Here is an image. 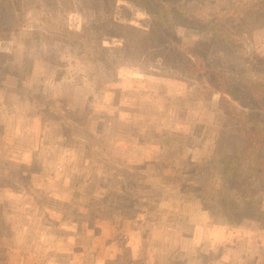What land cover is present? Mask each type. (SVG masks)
Segmentation results:
<instances>
[{
    "label": "rangeland",
    "instance_id": "1",
    "mask_svg": "<svg viewBox=\"0 0 264 264\" xmlns=\"http://www.w3.org/2000/svg\"><path fill=\"white\" fill-rule=\"evenodd\" d=\"M132 1L0 9V264H264V174L237 157L241 124L182 64L143 59L136 29L111 26L154 20ZM184 8L242 23L254 11L238 48L168 27L203 44L176 61L208 49L207 64L251 78L264 0Z\"/></svg>",
    "mask_w": 264,
    "mask_h": 264
},
{
    "label": "trees",
    "instance_id": "2",
    "mask_svg": "<svg viewBox=\"0 0 264 264\" xmlns=\"http://www.w3.org/2000/svg\"><path fill=\"white\" fill-rule=\"evenodd\" d=\"M13 1L17 0H0V9L9 7ZM72 2V0H69ZM132 1V0H130ZM192 0H136L135 4L140 5L148 13L154 14V20L150 21L146 27H137L132 24H118L113 22L111 26H120V28L136 29L140 33L141 44L135 48L136 52L141 53V57L146 60L162 61L167 63L182 64L181 68L186 72L187 76H193L198 79L199 84L204 89V92L212 98L214 94H219L221 106L228 116H234L238 124H241L239 129L243 136V149L238 153L237 157L248 156L250 160V169L253 173L263 175L264 171L260 164L258 153L264 146V56L255 52H249V63L244 68H247V74L250 73L251 78L245 79L243 72L239 76L227 74V72L217 65L206 63L204 60L209 51L203 54L191 57L187 64L182 62L184 59L176 61L178 56L182 54L180 51H191L190 45L201 49L199 40H194L186 46L182 45L176 38L180 33L178 31H170V25L174 27H189L196 24L204 30L209 36L211 43H222L227 47H243L244 42L250 28L237 29L240 24L245 26L251 23L254 18V11L246 14V21L242 23L232 14L228 18L221 16V13H212L197 18L194 15L185 11L184 5ZM207 1V0H206ZM133 2V1H132ZM198 8L207 6L200 1ZM216 10H220L217 8ZM261 16L256 17V19ZM104 26V25H103ZM99 27L100 29H109L107 27ZM193 27V26H191ZM87 29V25L83 29ZM252 28V27H251ZM3 30H0V34ZM177 34V37H175ZM239 41V43H237ZM181 43V44H180ZM178 47L179 49H176ZM178 51L179 54H175ZM194 53L197 49L192 50ZM192 53L188 52L189 57ZM173 60V61H172ZM259 167H255L258 166Z\"/></svg>",
    "mask_w": 264,
    "mask_h": 264
}]
</instances>
